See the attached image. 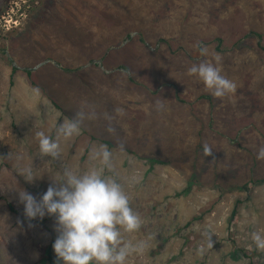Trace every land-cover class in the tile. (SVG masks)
<instances>
[{
    "label": "rangeland",
    "instance_id": "1",
    "mask_svg": "<svg viewBox=\"0 0 264 264\" xmlns=\"http://www.w3.org/2000/svg\"><path fill=\"white\" fill-rule=\"evenodd\" d=\"M12 8L17 27L0 31V264H38L56 237L54 218L24 217L18 190L39 199L64 168H100L89 153L102 142L141 218L124 239L146 241L126 264H264L251 240L264 234V185L256 183L264 179V0H26ZM204 61L236 84L233 93L216 98L188 75ZM79 111L95 117L58 137ZM37 132L58 142V159L40 154ZM205 145L210 156L197 150ZM26 166L31 183L18 174Z\"/></svg>",
    "mask_w": 264,
    "mask_h": 264
},
{
    "label": "clouds",
    "instance_id": "2",
    "mask_svg": "<svg viewBox=\"0 0 264 264\" xmlns=\"http://www.w3.org/2000/svg\"><path fill=\"white\" fill-rule=\"evenodd\" d=\"M200 54L206 55L205 47L196 45ZM188 75L196 76L216 98L233 93L236 84L221 75L220 68L211 62L193 64ZM94 112L79 111L61 122L56 135L68 139L80 132L85 119H93ZM111 131V129H109ZM39 152L42 156L58 159L60 146L43 132H37ZM123 151V146H121ZM212 149L205 145L204 154L210 156ZM90 158L99 160L100 168L74 172L62 171V179L52 183L39 199L24 189L18 190L19 203L28 221L54 218L56 237L52 244L57 264H126L132 254H141L146 241H126L124 233L136 232L141 218L129 203L122 184L113 172V153L104 144L90 150ZM257 159H264V147L257 152ZM108 173H113L109 175ZM18 174L28 183L35 177L31 167L18 169ZM151 239V237H148ZM251 240L258 250H264V234L256 231Z\"/></svg>",
    "mask_w": 264,
    "mask_h": 264
},
{
    "label": "trees",
    "instance_id": "3",
    "mask_svg": "<svg viewBox=\"0 0 264 264\" xmlns=\"http://www.w3.org/2000/svg\"><path fill=\"white\" fill-rule=\"evenodd\" d=\"M219 43H221L222 41L218 40ZM103 144H107L106 142H102ZM198 151H204L201 147H197ZM143 160L146 161V163L148 162V164H150L151 166L156 165V164H162L164 166H169L171 165V163L173 162L172 160H163V159H157V158H144ZM203 169H205V166L202 165L200 167V171H202ZM193 175H192V180L195 181L196 184L199 183V178L198 176H201L200 173L195 172L193 170ZM198 173V174H196ZM256 183L258 185H264V179L260 180V181H256ZM235 213V210L233 211L232 215ZM197 221H200L201 219H194ZM52 244L53 242H50L48 245H45L43 247L40 248V253H39V259H38V264H57L56 261V257L55 254L52 250Z\"/></svg>",
    "mask_w": 264,
    "mask_h": 264
},
{
    "label": "built area",
    "instance_id": "4",
    "mask_svg": "<svg viewBox=\"0 0 264 264\" xmlns=\"http://www.w3.org/2000/svg\"><path fill=\"white\" fill-rule=\"evenodd\" d=\"M21 4L25 5L26 0H9V2L5 6H3V8L0 11V31H6L7 32L9 30V28H16L17 27L18 17L17 16H10V14L7 12H13L12 7H17V6L19 7V5H21Z\"/></svg>",
    "mask_w": 264,
    "mask_h": 264
},
{
    "label": "water",
    "instance_id": "5",
    "mask_svg": "<svg viewBox=\"0 0 264 264\" xmlns=\"http://www.w3.org/2000/svg\"><path fill=\"white\" fill-rule=\"evenodd\" d=\"M8 2L9 0H0V11L3 8V6H5Z\"/></svg>",
    "mask_w": 264,
    "mask_h": 264
},
{
    "label": "flooded vegetation",
    "instance_id": "6",
    "mask_svg": "<svg viewBox=\"0 0 264 264\" xmlns=\"http://www.w3.org/2000/svg\"><path fill=\"white\" fill-rule=\"evenodd\" d=\"M5 13H6V12H5ZM7 13H9V14H10V12H7ZM9 14H8V15H9Z\"/></svg>",
    "mask_w": 264,
    "mask_h": 264
}]
</instances>
